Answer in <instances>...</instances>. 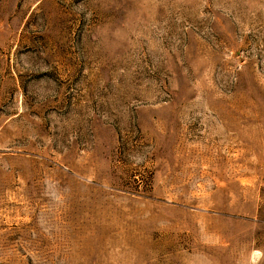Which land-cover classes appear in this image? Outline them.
Returning <instances> with one entry per match:
<instances>
[{
  "label": "rangeland",
  "instance_id": "1",
  "mask_svg": "<svg viewBox=\"0 0 264 264\" xmlns=\"http://www.w3.org/2000/svg\"><path fill=\"white\" fill-rule=\"evenodd\" d=\"M0 264H264V0H0Z\"/></svg>",
  "mask_w": 264,
  "mask_h": 264
}]
</instances>
